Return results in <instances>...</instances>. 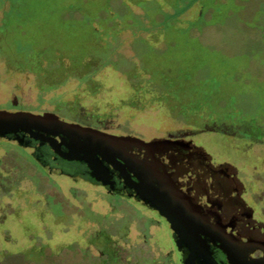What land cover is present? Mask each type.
<instances>
[{
	"label": "rangeland",
	"instance_id": "374dc122",
	"mask_svg": "<svg viewBox=\"0 0 264 264\" xmlns=\"http://www.w3.org/2000/svg\"><path fill=\"white\" fill-rule=\"evenodd\" d=\"M0 33L25 57L54 44L71 54H111L94 79L64 92L66 101L78 93L116 130L192 135L233 162L264 203V0H0ZM5 70L0 60V104L16 96L37 111L35 76ZM54 92L44 91L42 108L58 106L50 101ZM3 155L0 264H114V253L99 249L97 256L86 245L92 231L99 247L111 246L107 233L119 234L128 214L143 207L70 177L51 181L20 159L27 154L14 143L0 141ZM84 188H96V209L81 194L78 206L67 200ZM123 240L115 237L121 250Z\"/></svg>",
	"mask_w": 264,
	"mask_h": 264
},
{
	"label": "flooded vegetation",
	"instance_id": "af4514ba",
	"mask_svg": "<svg viewBox=\"0 0 264 264\" xmlns=\"http://www.w3.org/2000/svg\"><path fill=\"white\" fill-rule=\"evenodd\" d=\"M37 50L32 57L16 53L9 47L7 36L0 33V60L6 70L32 73L41 89L37 111L25 109L21 106L25 102L16 96L7 98L9 105H1L4 101H0V109L49 112L63 120L114 134L134 135L146 142L131 140L106 147L100 141L42 135L31 129L0 134L3 146L6 142L18 145L27 154L20 159L35 164L36 171L51 181H56L55 176L70 177L143 207L128 214L119 234L107 233L105 239L112 242L111 246L99 247L92 231L86 245L96 247L97 256L101 249L102 255L115 254L110 260L114 264H264L263 195L247 184L233 162L216 157L185 132L147 136L113 129L107 124L108 116L86 107L78 93L69 102L64 93H76L84 82L94 79L95 76L83 77L87 71L100 68L105 58L95 49L71 54L56 44ZM71 79L76 80L75 85L56 91ZM49 89L65 94L61 101L67 111L62 112L59 106L42 108L44 91ZM4 158H0V164ZM96 188L75 189L76 194H69L67 200H77L74 206H78L76 196L81 194L89 208L96 209L98 199L91 195ZM160 204L171 207L174 221ZM132 224L133 230L129 226ZM120 236L124 239L122 250L115 241Z\"/></svg>",
	"mask_w": 264,
	"mask_h": 264
},
{
	"label": "water",
	"instance_id": "95a60500",
	"mask_svg": "<svg viewBox=\"0 0 264 264\" xmlns=\"http://www.w3.org/2000/svg\"><path fill=\"white\" fill-rule=\"evenodd\" d=\"M21 129L38 130L42 135L54 134L74 140L100 141L106 147H114L131 140L146 143L145 140L134 135L106 132L92 126L60 119L49 112L0 109V134ZM160 207L165 210L172 221L175 220V215L169 205L160 204Z\"/></svg>",
	"mask_w": 264,
	"mask_h": 264
},
{
	"label": "trees",
	"instance_id": "16d2710c",
	"mask_svg": "<svg viewBox=\"0 0 264 264\" xmlns=\"http://www.w3.org/2000/svg\"><path fill=\"white\" fill-rule=\"evenodd\" d=\"M110 54V53H109ZM105 58V57H104ZM110 58H111V54L109 55V56H106V58H105V60L106 59H109L110 60ZM108 60V61H109ZM108 61L106 60V63H108ZM101 69V67L100 68H97V67H95V68H93L92 70H89V71H87L85 74H84V79H88V78H90V77H93V76H95L96 74H97V72L99 71ZM56 95L57 94H52L51 96H50V99L51 100H55V98L54 97H56ZM56 102H58V106L60 107V109L62 110V112L63 111H67V107L65 106V104H64V102L63 101H61V100H56Z\"/></svg>",
	"mask_w": 264,
	"mask_h": 264
}]
</instances>
